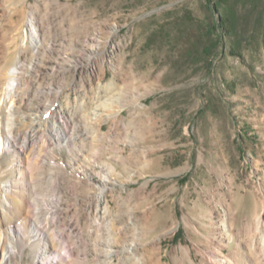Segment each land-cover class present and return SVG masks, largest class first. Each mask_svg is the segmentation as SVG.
<instances>
[{
	"label": "rangeland",
	"instance_id": "rangeland-1",
	"mask_svg": "<svg viewBox=\"0 0 264 264\" xmlns=\"http://www.w3.org/2000/svg\"><path fill=\"white\" fill-rule=\"evenodd\" d=\"M206 2L0 0V264H264V0Z\"/></svg>",
	"mask_w": 264,
	"mask_h": 264
},
{
	"label": "bare ground",
	"instance_id": "bare-ground-1",
	"mask_svg": "<svg viewBox=\"0 0 264 264\" xmlns=\"http://www.w3.org/2000/svg\"><path fill=\"white\" fill-rule=\"evenodd\" d=\"M28 32H29L28 34H30V36L33 38V41H35V38H36L35 37V31L33 29H29ZM11 73L15 74V71L12 70ZM11 81H14V79H11ZM10 87L12 88L13 85L11 84ZM53 127L58 130L57 131L56 129H54V131L58 135H59V133L61 131H64L63 135H65V122L63 120L59 119L57 122H55L53 124ZM0 135H1V133H0ZM13 138L14 137L11 135V132L9 130V133L7 134V136L2 138V142L0 144V154L4 153L6 151H8V152L10 151L9 149H11V145L14 143V139ZM66 142H67V139L65 138V143ZM84 174H86L87 176H91V174L87 173L86 170H85ZM98 182H99L100 189L97 191L96 194L99 197H103L104 196L103 194L105 193L104 191H105V188L107 187V182H108L107 176L99 178ZM12 187H13V184L11 182H8L2 188L4 201L6 202V204L8 203L9 205L12 204L13 196L16 195V193L13 191ZM55 199H51V201L54 202ZM101 211H102V213H104L105 209L102 208V210H97L96 212L100 213ZM38 212H37V215L39 217ZM31 227H32V232H33V233H31L32 238L34 240H38L42 244L41 247H39L40 263L41 264H48L49 262L52 263V261H50L49 259L50 258L53 259L54 256H58V258L61 259L63 256L61 257L60 254H57L55 251H52V247L51 246H48L49 242H50V244L52 246L54 244L51 243V238H53V237L50 238V235H48L46 233V230H45L46 228L44 226L43 227H41V226L39 227L37 224H35V222L32 223ZM24 228L25 227H24L23 223L21 225H10V226H8L6 228V231L3 233L2 245L5 246L7 244H10V245H8L9 246L8 254L9 253L13 254V252H14L13 249L14 248H13L12 244L15 243L16 239H18V238L19 239H23L24 238V234H23ZM54 236H55V241L54 242H56V243H62L65 240L64 235H62L60 232H57ZM64 243H66V242H64ZM62 247L65 250V254L67 255L66 256L67 259H69V257H72L74 255V251L71 249V247H70V245L68 243H67L66 246H62ZM112 253H114L112 250H106L104 252V256L111 257ZM2 260H3V258H2Z\"/></svg>",
	"mask_w": 264,
	"mask_h": 264
},
{
	"label": "trees",
	"instance_id": "trees-1",
	"mask_svg": "<svg viewBox=\"0 0 264 264\" xmlns=\"http://www.w3.org/2000/svg\"><path fill=\"white\" fill-rule=\"evenodd\" d=\"M206 1L208 10L217 15L215 29L218 28L220 40L223 41L225 36L230 39L231 33H235L237 30L240 17L236 14V7L240 1L250 11H258L260 3L262 2V0H219L217 3H212L210 0ZM259 16L260 14L257 16V23L260 20ZM241 18L247 19L246 14H243ZM261 44H264V39L261 40ZM232 50H236L235 45H231L230 51Z\"/></svg>",
	"mask_w": 264,
	"mask_h": 264
}]
</instances>
